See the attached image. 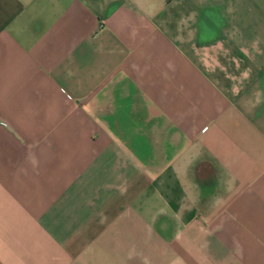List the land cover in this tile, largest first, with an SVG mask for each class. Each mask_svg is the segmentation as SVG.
I'll use <instances>...</instances> for the list:
<instances>
[{"label": "crops", "instance_id": "obj_1", "mask_svg": "<svg viewBox=\"0 0 264 264\" xmlns=\"http://www.w3.org/2000/svg\"><path fill=\"white\" fill-rule=\"evenodd\" d=\"M0 264H264V0H0Z\"/></svg>", "mask_w": 264, "mask_h": 264}]
</instances>
